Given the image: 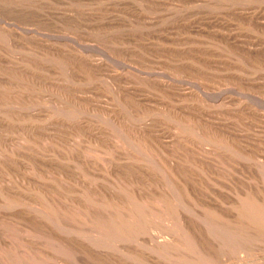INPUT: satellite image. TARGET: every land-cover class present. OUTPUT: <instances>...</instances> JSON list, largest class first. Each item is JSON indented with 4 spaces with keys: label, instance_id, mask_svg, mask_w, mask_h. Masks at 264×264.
Segmentation results:
<instances>
[{
    "label": "rangeland",
    "instance_id": "374dc122",
    "mask_svg": "<svg viewBox=\"0 0 264 264\" xmlns=\"http://www.w3.org/2000/svg\"><path fill=\"white\" fill-rule=\"evenodd\" d=\"M0 102V264H264V0H0Z\"/></svg>",
    "mask_w": 264,
    "mask_h": 264
},
{
    "label": "bare ground",
    "instance_id": "6f19581e",
    "mask_svg": "<svg viewBox=\"0 0 264 264\" xmlns=\"http://www.w3.org/2000/svg\"><path fill=\"white\" fill-rule=\"evenodd\" d=\"M27 34H28V31H27ZM30 34V33H29ZM31 34H34V33H32L31 32ZM35 35V34H34ZM17 37V36H16ZM20 37V36H19ZM31 38H32V35H31ZM47 38V37H46ZM63 38V37H62ZM21 40H23V39H21ZM57 40H58V38H57ZM61 40V39H60ZM27 41V40H26ZM34 41V40H33ZM40 41V40H39ZM24 42V41H23ZM45 42H47V41H45ZM50 43V42H49ZM60 43V42H59ZM62 43V42H61ZM48 44V43H47ZM52 44V43H51ZM57 44V43H56ZM61 45V44H60ZM50 46V45H49ZM47 47V46H46ZM49 48V47H48ZM54 48V47H53ZM59 54H61V53H59ZM82 55V54H81ZM70 56V55H69ZM78 59V58H77ZM84 59H85V57H84ZM85 63V64H87V65H91V63L86 59V60H83L82 61V63ZM86 67V66H85ZM90 67V66H89ZM95 67V66H94ZM95 68H97V67H95ZM129 69V68H128ZM155 79V78H154ZM153 81V80H152ZM158 82V81H157ZM162 83V82H161ZM166 85V84H165ZM159 86H160V84H159ZM187 90V89H186ZM60 92V91H59ZM193 94V93H192ZM8 97V96H7ZM194 97V96H193ZM19 98V97H18ZM219 98H221V97H219ZM47 99V98H46ZM71 99V98H70ZM72 100V99H71ZM45 101V100H44ZM199 101H201V100H199ZM204 101V100H203ZM33 102V101H32ZM198 102V101H197ZM1 103V102H0ZM31 103V102H30ZM76 103V102H75ZM78 103V102H77ZM140 103V102H139ZM84 104V103H83ZM141 104V103H140ZM76 105V104H75ZM142 105V104H141ZM224 106V105H223ZM217 107H219V106H217ZM82 108V107H81ZM150 109V108H149ZM152 109V108H151ZM170 109V108H169ZM204 109H201V111H200V109L198 108V111L199 112H202ZM89 111V110H88ZM205 112V111H204ZM109 114V113H108ZM241 114V113H240ZM244 115V114H243ZM189 117V116H188ZM226 117V116H225ZM249 117H250V115H249ZM114 119V118H113ZM214 120V119H213ZM253 120V119H252ZM195 122V121H194ZM54 123L55 124H57V122H55L54 121ZM59 123V122H58ZM145 123V122H144ZM190 123V122H189ZM204 123V122H203ZM118 124V123H117ZM144 125H146V124H144ZM211 125V124H210ZM147 126V125H146ZM214 126V125H213ZM130 127V126H129ZM141 127V126H140ZM139 127V128H140ZM128 128V127H127ZM142 128V127H141ZM223 129H225V128H223ZM136 130V129H135ZM221 130V129H220ZM157 131V130H156ZM137 132H139V134L140 135H142V136H144L143 134H146L149 138H151V139H153V140H156V143H159L160 141H158L156 138H157V136H155L154 134H153V132H152V130H150L149 128H148V126H147V128H143V129H141V131L139 130V131H137ZM155 132V131H154ZM163 132V131H162ZM19 133V132H18ZM167 133V132H166ZM156 134V133H155ZM159 134V133H158ZM222 135V134H221ZM160 136V135H159ZM226 136V135H225ZM28 137V136H27ZM213 137V136H212ZM145 139V138H144ZM223 139V138H222ZM34 140V139H33ZM55 140V139H54ZM145 140H147V139H145ZM113 141V140H112ZM4 143V142H3ZM232 143V142H231ZM84 144V143H83ZM76 145V144H75ZM242 145V144H241ZM60 146V145H59ZM20 147V146H19ZM160 147H162L163 149H167V146L165 147V146H161V144H160ZM245 151H248V152H252V153H254L255 151L254 150H252V148H250V147H248V146H243L242 147ZM240 150H242V149H240ZM87 151V150H86ZM203 151V150H202ZM242 152H243V150H242ZM113 153V152H112ZM213 153V152H212ZM102 155V154H101ZM197 156V155H196ZM247 156H249V154L247 155ZM106 162V161H105ZM117 166V165H116ZM111 167V166H110ZM209 167V166H208ZM122 168V169H121ZM120 168V165H119V168H118V166L117 167H112V169L113 170H116V171H118V172H120V173H122L123 175H124V179H126V180H130V178H132V179H134V178H136V179H138V178H140V176H139V174H138V172L137 171H141V169L140 168H138L135 164H133V163H131V164H124V165H122V167ZM123 168H124V170H123ZM134 168L137 170V171H135L134 170ZM109 169V168H108ZM214 170V169H213ZM110 171V170H109ZM98 172V171H97ZM183 174V173H182ZM181 173H179L178 175V178L182 181V182H184L185 183V185L186 186H189L190 188L191 187H193L194 186V184L189 180V179H187V177L185 176V175H182ZM121 176V175H120ZM23 177V176H22ZM24 178V177H23ZM224 178V177H223ZM136 179H134V180H136ZM141 179V178H140ZM79 180V179H78ZM128 180V181H129ZM130 182H131V180H130ZM82 183V182H81ZM92 183V182H91ZM121 183V182H120ZM132 183V182H131ZM83 184V183H82ZM20 185V184H19ZM86 185V186H85ZM89 185V189L90 190H96V184H94V185H96V186H94V185H90V184H88ZM134 185V184H133ZM133 185H131L132 187H130L129 188V193H130V196H129V194H128V196L130 197V198H132V199H134L135 201H137V200H139V202L140 201H142V202H144V197L146 198V196L148 195V193H146L142 188H140V187H137V186H133ZM84 186L85 187H87V183H85L84 184ZM104 187V186H103ZM100 188H101V186H100ZM100 188H99V190H100ZM105 188V187H104ZM125 188V187H124ZM89 189H87L86 188V190H89ZM102 189V188H101ZM127 189V188H126ZM71 191V190H70ZM104 193H103V196L106 194H108L109 196H111L112 197V199L113 198H116V199H118V202H120L119 200H124V199H126L125 201H127V200H129V199H127L124 195H122V194H120L119 192H117V191H114L113 189H110V188H106V189H104ZM89 192V191H88ZM92 192V191H91ZM81 193V192H80ZM89 194H91L90 192H89ZM125 194V193H124ZM158 194V193H157ZM95 195V194H94ZM98 195V194H97ZM99 195H100V193H99ZM150 195V194H149ZM148 195V196H149ZM102 196V197H103ZM151 196V195H150ZM160 196V195H159ZM108 197V196H107ZM107 197H105V198H107ZM110 197V198H111ZM128 197V198H129ZM152 197V196H151ZM206 197V196H205ZM64 198V197H63ZM78 198V197H77ZM97 198V197H96ZM95 198V199H96ZM109 198V197H108ZM109 198V199H110ZM57 199V198H56ZM67 199V198H66ZM116 199H114V200H116ZM137 199V200H136ZM147 199V201H148V198H146ZM149 199H150V197H149ZM209 199V198H208ZM113 200V201H114ZM131 200V199H130ZM9 201V200H8ZM22 201V200H21ZM72 201V200H71ZM76 201V200H75ZM110 201L112 202V200L110 199ZM117 201V200H116ZM147 201H145V202H147ZM19 202V201H18ZM59 202V201H58ZM69 202V201H68ZM95 202V201H94ZM99 202V200H97V203ZM122 202V201H121ZM120 202V203H121ZM124 202V201H123ZM132 202H134V201H132ZM138 202V203H139ZM153 202V201H152ZM72 203V202H71ZM79 203V202H78ZM81 203V202H80ZM127 203V202H126ZM126 203H123V204H126ZM137 203V202H136ZM109 204V203H108ZM117 204V203H116ZM143 204H145V203H143ZM142 204V205H143ZM61 205V204H60ZM62 205L65 207V209H67V208H71V205L70 204H68V203H65V202H62ZM73 205V204H72ZM93 205V204H92ZM95 205V204H94ZM120 205V204H119ZM141 205V207H143ZM110 206V205H109ZM105 207V206H104ZM46 208V207H45ZM75 208V207H74ZM77 208H78V206H77ZM143 208H145V205H144V207ZM59 209V208H58ZM85 209V208H84ZM84 209L82 210V212L84 211ZM89 209V208H88ZM101 209V211L100 212H102V208H100ZM108 209V208H107ZM64 210V209H63ZM73 210V209H72ZM80 210V211H81ZM90 211L92 210V206H91V208L89 209ZM96 210H97V208H96ZM114 210V209H113ZM145 210V209H144ZM32 211V210H31ZM36 211V210H35ZM34 211V212H35ZM39 211V210H38ZM69 211V210H68ZM71 211V210H70ZM79 211V210H78ZM88 211V210H87ZM93 211H95V210H93ZM108 211V210H107ZM118 211V210H117ZM119 211H121L120 212V214H121V216H119L120 214H118V215H116L117 217H123V220H124V223L125 222H130V212L127 210V209H125V208H123V210L121 209H119ZM59 212V211H58ZM62 212V211H61ZM104 212H106L105 210H104ZM109 212H113V211H109ZM43 213V212H42ZM84 213V212H83ZM115 213H117V212H115ZM119 213V212H118ZM73 214H75V213H73ZM82 214V213H81ZM88 214H89V212H88ZM91 214V213H90ZM102 214L107 218V214L105 215L103 212H102ZM101 214V215H102ZM114 214V213H113ZM63 215H65V214H63ZM63 215H61V216H63ZM70 215V214H69ZM87 215V214H86ZM99 216L100 215V213H97L96 214V216ZM100 215V216H101ZM109 215V214H108ZM225 215L226 216H228L229 218H234V215H232L231 213H225ZM58 216V215H57ZM66 216V215H65ZM76 216V215H75ZM93 216H95V214L93 215ZM111 216V215H110ZM113 216V215H112ZM33 217V216H32ZM86 217V216H85ZM63 218V217H62ZM100 218V217H99ZM108 218H110V217H108ZM107 218V219H108ZM116 218V217H115ZM44 219V218H43ZM100 219H103V220H106V219H104V218H100ZM118 219V218H117ZM116 219V220H117ZM120 219V218H119ZM118 219V220H119ZM237 219V218H236ZM109 220V219H108ZM115 220V221H116ZM122 220V219H121ZM92 221V220H91ZM112 221V220H111ZM110 221V222H111ZM120 221V220H119ZM119 221H116V222H119ZM74 222V221H73ZM93 222V221H92ZM113 222H114V219H113ZM115 222V223H116ZM141 222V221H140ZM119 223H121V222H119ZM89 224V223H88ZM96 225V224H95ZM110 226H111V224H110ZM189 226H190V224H189ZM232 226V225H231ZM230 226V227H231ZM56 227V226H55ZM87 228H88V226H87ZM228 228V227H227ZM233 228V227H232ZM79 230V229H78ZM229 230V229H228ZM228 230H227V233H228ZM20 232V231H19ZM66 232V231H65ZM194 232V231H193ZM195 233V235H198V238H199V241L201 242V244H202V247H204V249L206 248V246H207V250L208 249H215L216 248V246H217V244H216V242H214V239H213V241H211L210 239H208V237L206 236V235H204V237H201L198 233H196V232H194ZM35 234V233H34ZM82 235V234H81ZM232 235V234H231ZM78 236V235H77ZM87 236V235H86ZM172 236V235H171ZM230 236V235H229ZM13 238V237H12ZM16 238V237H15ZM28 238V237H27ZM77 238V237H76ZM10 239V238H9ZM39 239V238H38ZM72 239H74V238H72ZM78 239V238H77ZM11 240V239H10ZM20 240V239H19ZM71 240V239H70ZM74 243V242H73ZM77 243V242H76ZM78 245V244H77ZM80 246V245H79ZM77 247V246H76ZM83 249V248H82ZM75 250V249H74ZM85 250V252H87L89 255H93V256H98V257H100V258H106V254H103L102 253V251H96V250H93V249H84ZM7 251V250H6ZM11 251H12V249H11ZM21 251V250H20ZM23 251V250H22ZM8 252H9V249H8ZM16 251H14V253H15ZM19 252V251H18ZM24 252V251H23ZM17 253V252H16ZM57 253V252H56ZM80 253H82V251L80 252ZM84 253V252H83ZM13 254V253H12ZM21 254H23V253H21ZM87 254V255H88ZM16 256H17V254H15ZM19 255V254H18ZM59 255V254H58ZM4 256V255H3ZM83 256V255H82ZM9 257V256H8ZM18 257V256H17ZM38 257V256H37ZM86 257V256H85ZM85 257H83V258H85ZM49 259V258H48ZM6 260V259H5ZM50 260V259H49ZM52 260H53V258H52ZM23 261V260H22ZM83 261V260H82ZM28 262V261H27ZM39 262V261H38ZM44 262V261H43ZM48 263H50V262H48ZM22 264V263H21ZM45 264H47L46 262H45ZM51 264H53L52 262H51ZM55 264H57V262L55 263ZM62 264V263H61Z\"/></svg>",
    "mask_w": 264,
    "mask_h": 264
}]
</instances>
